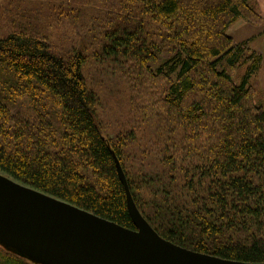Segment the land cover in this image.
<instances>
[{
    "label": "trees",
    "instance_id": "obj_1",
    "mask_svg": "<svg viewBox=\"0 0 264 264\" xmlns=\"http://www.w3.org/2000/svg\"><path fill=\"white\" fill-rule=\"evenodd\" d=\"M251 1L114 0L92 16L91 40L64 53L29 25L1 34L0 172L134 229L123 175L165 239L264 262L263 56L228 35L238 20H263ZM108 61L122 63L138 94L164 83L152 102L156 154L130 170L126 134L104 137L100 97L84 71ZM28 259L0 244V264H37Z\"/></svg>",
    "mask_w": 264,
    "mask_h": 264
},
{
    "label": "water",
    "instance_id": "obj_2",
    "mask_svg": "<svg viewBox=\"0 0 264 264\" xmlns=\"http://www.w3.org/2000/svg\"><path fill=\"white\" fill-rule=\"evenodd\" d=\"M121 180L134 229L0 173V244L42 264H264L170 242L144 219Z\"/></svg>",
    "mask_w": 264,
    "mask_h": 264
},
{
    "label": "rangeland",
    "instance_id": "obj_3",
    "mask_svg": "<svg viewBox=\"0 0 264 264\" xmlns=\"http://www.w3.org/2000/svg\"><path fill=\"white\" fill-rule=\"evenodd\" d=\"M95 1L96 4L86 3L87 0H0V35L19 26L29 25L31 28H38L59 51L68 52L70 45L75 43L77 46L81 42L80 38L91 40L89 30L92 16L111 10L108 7L114 0ZM251 4L260 11L264 19V0H252ZM247 41H250V48L257 51V43H261L262 39ZM90 43L91 41L87 42ZM121 65L122 63L116 65L112 61L103 66L87 64L84 71L100 97L97 116L104 137L114 139L117 134H126L128 140L122 151L124 163L130 170L133 166L138 167L141 161L151 162L150 159L156 154L151 137L156 120L153 112L157 108L153 103L163 92L164 83L144 84L138 94L122 76ZM259 73V86L262 88ZM148 103L150 104L144 107ZM132 129L135 130V135L130 138L128 133ZM3 249L19 254L9 246H3ZM28 260L42 264L33 258Z\"/></svg>",
    "mask_w": 264,
    "mask_h": 264
},
{
    "label": "crops",
    "instance_id": "obj_4",
    "mask_svg": "<svg viewBox=\"0 0 264 264\" xmlns=\"http://www.w3.org/2000/svg\"><path fill=\"white\" fill-rule=\"evenodd\" d=\"M228 35L232 38L233 41L238 43L246 42L247 40H252V42H256L257 40L262 39L260 43L258 41L257 51H261L263 54L262 67L260 70V85L264 90V19L257 25H251L244 22L243 20H238L233 23V25L229 28Z\"/></svg>",
    "mask_w": 264,
    "mask_h": 264
}]
</instances>
